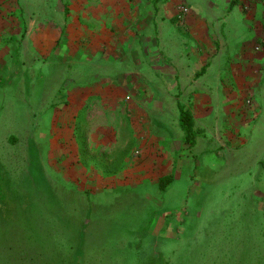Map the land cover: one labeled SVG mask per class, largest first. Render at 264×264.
Listing matches in <instances>:
<instances>
[{
  "label": "crops",
  "instance_id": "crops-1",
  "mask_svg": "<svg viewBox=\"0 0 264 264\" xmlns=\"http://www.w3.org/2000/svg\"><path fill=\"white\" fill-rule=\"evenodd\" d=\"M27 52L35 68L51 56L73 69L51 102V148L89 193L170 180L203 142L216 156L240 146L232 133L264 113V0H0L2 107L12 85L27 91Z\"/></svg>",
  "mask_w": 264,
  "mask_h": 264
},
{
  "label": "rangeland",
  "instance_id": "rangeland-1",
  "mask_svg": "<svg viewBox=\"0 0 264 264\" xmlns=\"http://www.w3.org/2000/svg\"><path fill=\"white\" fill-rule=\"evenodd\" d=\"M34 54L23 98L14 84L0 106V264H264V113L232 133L240 146L216 156L203 142L170 180L89 193L51 148L73 69L51 56L35 68Z\"/></svg>",
  "mask_w": 264,
  "mask_h": 264
},
{
  "label": "trees",
  "instance_id": "trees-1",
  "mask_svg": "<svg viewBox=\"0 0 264 264\" xmlns=\"http://www.w3.org/2000/svg\"><path fill=\"white\" fill-rule=\"evenodd\" d=\"M180 125H181L182 129L184 130L187 138L192 139V119H191L190 115L183 110L180 111ZM166 180H169V178ZM162 182H164V181H162Z\"/></svg>",
  "mask_w": 264,
  "mask_h": 264
},
{
  "label": "built area",
  "instance_id": "built-area-1",
  "mask_svg": "<svg viewBox=\"0 0 264 264\" xmlns=\"http://www.w3.org/2000/svg\"><path fill=\"white\" fill-rule=\"evenodd\" d=\"M188 14V7L182 5L178 9V15L177 19L179 22H182L184 20V17Z\"/></svg>",
  "mask_w": 264,
  "mask_h": 264
}]
</instances>
